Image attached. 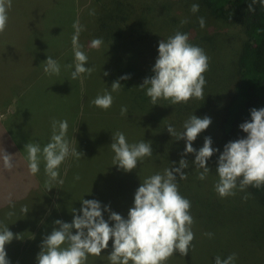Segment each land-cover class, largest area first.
Instances as JSON below:
<instances>
[{
  "label": "trees",
  "instance_id": "trees-1",
  "mask_svg": "<svg viewBox=\"0 0 264 264\" xmlns=\"http://www.w3.org/2000/svg\"><path fill=\"white\" fill-rule=\"evenodd\" d=\"M166 1L71 0L74 16L69 41L74 39L75 29L84 40H102L98 49L82 51L87 56L85 67L92 72L76 79L78 98L67 140L70 149H77L83 155L77 159L69 154L59 166V176L52 181L51 189L47 191L42 187L46 200L37 217L5 245L10 264H36L40 245L46 232L52 231L54 219L71 223V212L81 207L83 199L106 200L112 211L126 218L140 184L153 174H162L166 168L178 166L181 158L189 164L184 169L187 178L177 176L176 183L179 193L191 202L194 239L186 256L177 252L165 264H215L216 256L225 255L221 257L225 259L232 254L236 256L234 264H264V185L240 190L238 180L233 190L235 195L221 197L215 191L219 179L217 161L224 145L246 136L239 125L251 119L252 108H264V6L258 0L255 11L250 12L251 0H198L199 11L192 13L189 1L174 0L180 1V5L170 12ZM206 12L214 22L237 25L242 33L243 54L238 57L225 88L211 89L212 83L206 79L218 65L210 46L202 39L204 31L198 22L199 16ZM185 19L188 22L182 25ZM177 31L188 34L189 43L202 48L209 57V70L206 71L209 76L204 74L206 97L179 104L160 98L154 105L146 89L139 85L153 75L151 69L158 56L159 41L167 40ZM68 51L75 70L74 52L70 48ZM105 72L108 75H104ZM225 73L230 75L229 69ZM125 75L130 78L120 80V89L112 91V83ZM105 91L113 96V103L107 110L91 103ZM208 93L212 94L208 96ZM202 101V108L204 101L205 108L199 118L207 116L212 123L192 146L198 151L205 138L210 137L212 147L219 149L208 159L210 172L203 180L198 178L203 169L193 163L195 154L182 156L186 141L176 140L167 131L171 125L177 133L183 132L184 122L194 111L198 112ZM122 107L127 109L126 114H121ZM211 112L215 116L211 117ZM116 132H122L129 144L150 143L153 154L138 161L131 172L123 171L114 165L115 154L110 147ZM29 172L28 168L25 171L26 178L30 179L28 186L35 178L32 173L28 176ZM105 193L107 197L103 196ZM13 199L0 198V209ZM104 218L108 219L107 212ZM207 233H211V237ZM110 250L111 241L109 249L98 257L89 255L85 264H110Z\"/></svg>",
  "mask_w": 264,
  "mask_h": 264
},
{
  "label": "clouds",
  "instance_id": "clouds-1",
  "mask_svg": "<svg viewBox=\"0 0 264 264\" xmlns=\"http://www.w3.org/2000/svg\"><path fill=\"white\" fill-rule=\"evenodd\" d=\"M11 2L12 0H0V33L7 26V9L11 7ZM257 2L258 0H251L248 11H255L254 5ZM259 3L264 6V0H259ZM190 11L198 12L199 4H192ZM187 22L185 19L181 24ZM198 22L203 29L206 24L204 17H199ZM101 44V39H95L91 46L99 47ZM74 57L76 63L75 70L71 73L72 79H77L83 73L91 74L92 69L85 67L87 56L76 48ZM44 64L45 73L59 74L60 66L51 56H48ZM208 67L209 57L204 50L189 43L188 34L177 31L167 40L159 41L158 56L151 69L153 75L146 77L139 87L146 89V95L154 105L160 98L170 100L172 104L187 103L192 98L204 99V73ZM104 75L108 73L105 72ZM129 78L127 75L120 77L112 83L111 90L118 91L121 87L120 80ZM91 103L107 110L113 103V96L105 91ZM126 112L127 109L122 107L121 114ZM250 117L249 121L239 125L246 136L225 144L218 157L216 172L219 179L215 191L221 197L235 195L233 190L237 188L238 180L240 190L247 186L260 188L264 185V108H252ZM211 123V118H199L193 114L184 122L183 132L177 133L171 125L167 127V131L176 140L186 141L182 156L195 154V167L203 169L198 177L201 180L210 172L208 159L219 149L212 147L210 137L205 138L203 147L198 151L193 148L192 142ZM67 130L66 120H54L50 142L42 149L37 143L24 145L28 168L33 175L39 172L40 157H43L45 173L49 177L46 186L57 179L58 168L69 154L77 159L83 155L77 149H70L66 138ZM110 147L115 154L114 165L125 172H131L137 167L138 161L153 154L150 143L140 141L129 144L122 132L114 134ZM3 164L8 169L13 166L11 155L7 152L3 156ZM188 167L187 160L181 158L178 166L166 168L162 174L156 173L146 178L136 190L133 205L126 218L112 211L109 205L102 206L97 200L83 199L80 209L73 208L71 223L59 219L53 222L51 233L42 240L36 264H85L89 255L98 257L109 249V241L110 264H129L130 261L132 264H165L177 252L186 256L194 239L191 231L194 221L190 214L191 202L179 193L176 180L177 176L180 179L187 178L184 169ZM22 211L27 212V209L22 208ZM105 212L108 213L107 220L104 218ZM206 235L211 237L212 234ZM13 239L14 234L8 226L0 228V264H10L5 245ZM235 259V254L225 259L216 256L215 264H234Z\"/></svg>",
  "mask_w": 264,
  "mask_h": 264
},
{
  "label": "rangeland",
  "instance_id": "rangeland-1",
  "mask_svg": "<svg viewBox=\"0 0 264 264\" xmlns=\"http://www.w3.org/2000/svg\"><path fill=\"white\" fill-rule=\"evenodd\" d=\"M187 1L191 5L199 4L198 0ZM166 4L168 10L174 12L180 1L168 0ZM73 14L71 0H12L11 7L7 9V26L0 33V198H14L0 209V228L8 226L14 236L26 229L40 212L46 200L42 187L47 191L52 187V181L47 186L44 184L49 177L45 173L42 156L40 170L34 175L37 182L34 178L28 186L30 179L25 173L28 160L24 145L37 143L42 149L50 142L54 120L68 122L67 138L79 89L76 79L71 76L74 68L68 49L74 52L78 48L85 52L100 47H92L93 40H84L78 29L72 34L75 43L74 39L69 41ZM199 17H204L208 23L202 29V39L210 46L218 64L212 68L211 77L206 79H210L211 89L225 88L238 57L243 54L241 30L237 25L214 22L208 12ZM48 56L59 64V74L45 73L44 61ZM226 69L230 75L225 73ZM204 74L209 76L207 72ZM202 105L203 101L198 112H193L197 117L202 115L205 101L203 108ZM211 114V117L215 116ZM6 152L12 159L10 169L3 164ZM103 196L107 197V194ZM94 200L102 206L108 205L106 200ZM50 233L47 231L46 235Z\"/></svg>",
  "mask_w": 264,
  "mask_h": 264
}]
</instances>
